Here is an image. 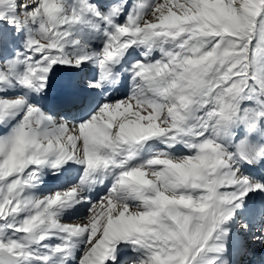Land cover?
<instances>
[{
    "label": "snow or ice",
    "instance_id": "1",
    "mask_svg": "<svg viewBox=\"0 0 264 264\" xmlns=\"http://www.w3.org/2000/svg\"><path fill=\"white\" fill-rule=\"evenodd\" d=\"M5 127L0 264L264 258V0H0Z\"/></svg>",
    "mask_w": 264,
    "mask_h": 264
},
{
    "label": "bare ground",
    "instance_id": "2",
    "mask_svg": "<svg viewBox=\"0 0 264 264\" xmlns=\"http://www.w3.org/2000/svg\"><path fill=\"white\" fill-rule=\"evenodd\" d=\"M76 177V176H74ZM74 177L72 178H67L64 182H74ZM264 201V199L261 200V202ZM260 207V205H257L256 208L258 209ZM254 224V223H253ZM260 225V226H264V221L263 220H259L257 221L256 225ZM78 255V254H77ZM257 260H255V264H264V258H262L260 255H256ZM74 263V261L72 262V264Z\"/></svg>",
    "mask_w": 264,
    "mask_h": 264
},
{
    "label": "rangeland",
    "instance_id": "3",
    "mask_svg": "<svg viewBox=\"0 0 264 264\" xmlns=\"http://www.w3.org/2000/svg\"><path fill=\"white\" fill-rule=\"evenodd\" d=\"M73 264H75V261H74V263Z\"/></svg>",
    "mask_w": 264,
    "mask_h": 264
}]
</instances>
